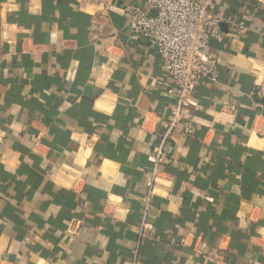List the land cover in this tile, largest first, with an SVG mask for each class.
Instances as JSON below:
<instances>
[{"label": "crops", "instance_id": "1", "mask_svg": "<svg viewBox=\"0 0 264 264\" xmlns=\"http://www.w3.org/2000/svg\"><path fill=\"white\" fill-rule=\"evenodd\" d=\"M145 3L0 0V264H264V0H218L175 125Z\"/></svg>", "mask_w": 264, "mask_h": 264}, {"label": "built area", "instance_id": "2", "mask_svg": "<svg viewBox=\"0 0 264 264\" xmlns=\"http://www.w3.org/2000/svg\"><path fill=\"white\" fill-rule=\"evenodd\" d=\"M218 0H146L145 6H134L124 13L127 29L132 35L148 40L162 59L171 81L167 94L172 100L170 124L182 120L191 105L196 83L200 79L216 82V59L204 55L210 41L221 37V21L216 16ZM246 27L245 17L237 20L238 31ZM264 94L262 84L255 87ZM161 152L152 157L163 159ZM146 219L140 225V237L152 231Z\"/></svg>", "mask_w": 264, "mask_h": 264}]
</instances>
